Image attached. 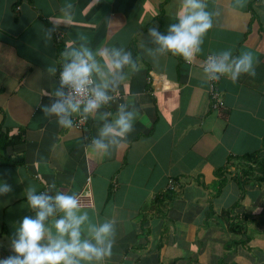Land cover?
<instances>
[{"label": "crops", "instance_id": "obj_1", "mask_svg": "<svg viewBox=\"0 0 264 264\" xmlns=\"http://www.w3.org/2000/svg\"><path fill=\"white\" fill-rule=\"evenodd\" d=\"M207 3L213 25L186 61L142 41L175 22L182 0H0V178L13 185L0 196V256L29 214L27 186L55 181L90 193L95 220H115L105 264H264V0ZM77 37L124 46L139 66H126L111 106L133 101L134 129L104 156L89 147L95 118L65 128L39 107L56 79L47 68ZM226 48L251 51L255 75L208 80L205 59Z\"/></svg>", "mask_w": 264, "mask_h": 264}, {"label": "clouds", "instance_id": "obj_2", "mask_svg": "<svg viewBox=\"0 0 264 264\" xmlns=\"http://www.w3.org/2000/svg\"><path fill=\"white\" fill-rule=\"evenodd\" d=\"M61 11L66 19L74 16L71 2ZM213 16L207 0H182L175 22L169 23L165 31L156 24L148 27L151 43L142 38L143 45L149 54L171 53L191 61L202 51ZM55 29L46 32L49 39ZM60 55L59 65L47 68L56 79L46 93L48 102L39 107L45 116L54 117L65 128L95 118L100 123L89 147L101 156L108 155L113 146L127 141L139 116L133 101L118 102L115 111L111 110L126 77V66L133 71L139 69L136 59L124 46L99 49L87 38L79 37ZM202 70L210 81L222 76L236 81L244 73L255 75V57L251 51L234 55L226 48L210 53ZM12 192L13 185L6 177L0 178V196ZM25 195L29 214L17 221L9 241L10 253L0 256V264H105L112 255L115 220H95L78 192L58 188L52 181L41 189L28 185Z\"/></svg>", "mask_w": 264, "mask_h": 264}, {"label": "built area", "instance_id": "obj_3", "mask_svg": "<svg viewBox=\"0 0 264 264\" xmlns=\"http://www.w3.org/2000/svg\"><path fill=\"white\" fill-rule=\"evenodd\" d=\"M212 82L215 83L216 80L212 81ZM83 124H84V122H81V123H78L77 126L79 127V126H81ZM79 194H80V197H81V202L85 206V208L93 207V198H92L90 193L82 191Z\"/></svg>", "mask_w": 264, "mask_h": 264}, {"label": "trees", "instance_id": "obj_4", "mask_svg": "<svg viewBox=\"0 0 264 264\" xmlns=\"http://www.w3.org/2000/svg\"><path fill=\"white\" fill-rule=\"evenodd\" d=\"M3 163H6V164H7V163H12V162H11V161H10V162H7L6 160L3 159ZM236 225H238V227L236 226V227H237V231H238V233H240V234H245V231H243V230H241V229L238 230L240 224L237 223ZM234 226H235V224L232 223L231 226H230V229H234ZM237 231H235V232H237ZM238 244H239L238 241L234 242V245H238Z\"/></svg>", "mask_w": 264, "mask_h": 264}]
</instances>
